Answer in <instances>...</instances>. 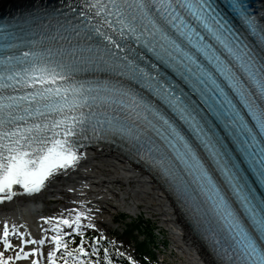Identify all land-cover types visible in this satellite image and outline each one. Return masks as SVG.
Segmentation results:
<instances>
[{
	"label": "snow or ice",
	"instance_id": "snow-or-ice-1",
	"mask_svg": "<svg viewBox=\"0 0 264 264\" xmlns=\"http://www.w3.org/2000/svg\"><path fill=\"white\" fill-rule=\"evenodd\" d=\"M78 4L69 8L77 15L45 13L50 36L25 40L36 36L34 17L0 24V203L21 194L14 186L38 193L75 167L84 141L119 139L159 170L219 264H264V19L244 0ZM71 211L48 218L56 220L48 264L61 249L63 264H99L87 259L98 240L87 252L81 218L95 225ZM72 233L75 248L64 239ZM9 234L5 222V251ZM18 235L19 251H0V264L43 257L24 245L45 238ZM104 259L113 264L107 249Z\"/></svg>",
	"mask_w": 264,
	"mask_h": 264
},
{
	"label": "bare ground",
	"instance_id": "bare-ground-1",
	"mask_svg": "<svg viewBox=\"0 0 264 264\" xmlns=\"http://www.w3.org/2000/svg\"><path fill=\"white\" fill-rule=\"evenodd\" d=\"M7 1L10 0H0V5ZM80 151L83 156L75 167L61 169L46 182L45 187L40 192L32 195L41 198L46 194L56 195L64 190H72L75 196L80 195L78 202H82V196L86 197V195L95 192H105L102 188V178L106 177L108 182L121 186L123 196L116 201L131 199L127 205L128 209L132 211L138 207L136 201L140 200L144 203V205L142 204L144 208L154 211V214L161 217V222L170 229L171 239L181 248L188 264H215L212 257L188 227L186 220L171 197L150 172L130 162L112 148L91 145L80 149ZM105 189L109 194L117 196L113 190ZM109 200L112 199L109 198ZM92 201L108 204L107 200L102 198H95ZM7 202L9 200L4 201V203ZM17 204V202L9 203L5 205V208L18 209ZM0 205L2 208V203ZM110 206L114 207L115 205L111 204ZM6 256H10V254L6 253ZM28 259L30 258L14 260L12 264L25 263L28 262Z\"/></svg>",
	"mask_w": 264,
	"mask_h": 264
},
{
	"label": "rangeland",
	"instance_id": "rangeland-1",
	"mask_svg": "<svg viewBox=\"0 0 264 264\" xmlns=\"http://www.w3.org/2000/svg\"><path fill=\"white\" fill-rule=\"evenodd\" d=\"M88 195H90L89 197H91V194H88ZM88 195H86V197H88ZM96 195L97 196H102L101 198L111 197L112 200H108V202L110 204H114L115 207H116L115 208V207H112V206H108V204L103 203V202H96L97 205L105 206V208L102 210V212H100L97 215H95L96 218L103 220L102 223L101 222H98V223L93 222L92 223V224L95 225V229H96V230H93V231H95V232L99 231V233H100L99 236L100 237H103V238L108 239V240H116L115 239L116 235L118 233L122 232V230L126 227V222H130V221L133 222V223H137V222L142 220V221H144V223L146 225H148L151 228H153L154 232H156V233L158 231V227H162L164 229L168 228L166 225H164V223L161 222V220H160L161 217L158 214H154L155 213L154 211L144 208L143 207L144 203L142 201H140V200H137V201L135 200L137 204H140V206H138V207H136L135 209L132 210L133 216H130V217L129 216L128 217H126V216L120 217L119 216L120 218L117 219L118 223H111L110 222V218H111V214L110 213L116 211L117 209H126V207L128 206L127 202H130L131 199L128 198L125 201L120 200L121 202L120 201H116V199H118L120 196L118 195V197H117V196H114L112 194H109L108 192H104V193H100V194H96ZM60 196L67 200V205L68 206L66 208L64 207L66 210L70 211V210H82L83 209V206H80L79 203H77L78 199L76 197H72V196L68 197V195L65 194V193L61 194ZM88 198H86V199L90 200L92 197L90 199H88ZM106 210H108V211H106ZM114 228H116V229L112 233H109ZM134 233H135V236L137 238H139V239L142 238L141 234H138V232L136 230L134 231ZM163 236L164 235L157 234V237H156L155 241L157 242L158 247L156 248L155 252L157 253L159 250H161V248H163L165 250V252H166V256L165 257H167V259H173L172 255H168V249L163 247L162 244H161V240L160 239L163 238ZM170 236L171 235L169 234V232H166L164 237H166V238L168 237V239H170L169 238ZM171 241H173V240H171ZM17 249L19 250L20 247H18ZM178 255H180L182 257V255H181V253L179 251H178ZM179 262L181 264L183 263L180 260H179ZM185 264H188V263L185 261Z\"/></svg>",
	"mask_w": 264,
	"mask_h": 264
},
{
	"label": "trees",
	"instance_id": "trees-1",
	"mask_svg": "<svg viewBox=\"0 0 264 264\" xmlns=\"http://www.w3.org/2000/svg\"><path fill=\"white\" fill-rule=\"evenodd\" d=\"M143 226V222H138V223H130L126 225V228L122 231L121 234L118 235V239L123 243L126 244L128 240L134 239L136 240V236L134 231L139 230L140 227ZM146 235L151 238L152 233L150 228L147 226L146 227ZM92 237H96L98 240L97 244V254L95 257L89 256L87 259H91L93 261H99V264H107V262L104 259V252L105 249H107V254L108 258L112 260L113 264H128L127 259L123 257L122 255H117V252L113 250L112 246L108 244L106 241L98 238L96 235L93 234H87L84 236L85 239V244L84 247L88 249L87 252L91 253V245H92ZM65 241L69 245L70 248H75L77 245L80 244V239L81 238H70V237H64ZM86 245V246H85ZM137 249L140 253L143 251H147L148 249L146 248L145 243H138ZM62 252V257H63V250L61 249ZM60 264H63V260H60Z\"/></svg>",
	"mask_w": 264,
	"mask_h": 264
}]
</instances>
